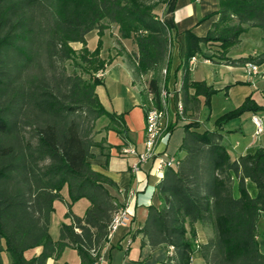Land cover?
Masks as SVG:
<instances>
[{"label":"trees","instance_id":"1","mask_svg":"<svg viewBox=\"0 0 264 264\" xmlns=\"http://www.w3.org/2000/svg\"><path fill=\"white\" fill-rule=\"evenodd\" d=\"M170 0H0V264H46L66 247L77 251L81 264H99L109 240L108 226L117 209L106 185L113 182L92 169L88 159L96 120L109 119L105 129L123 138V113L107 111L96 87L98 71L110 60L101 58L102 36L114 24L121 39H132L136 51L128 54L135 81H145L146 93L160 106L162 86L170 78L173 35L157 8ZM218 19L205 36L183 32L185 51L180 65L182 115L186 119L180 145L183 157L167 168L157 184L160 204L149 205L139 230L142 245L167 251L164 264H191L194 253L205 264H264L258 248V229L264 213V148L232 157L222 142V126L245 112L264 110L250 96L215 121L209 130L194 119L200 106L210 110L218 92L205 81L192 80L189 60L202 55L211 43L213 54L227 57L249 28L261 29L264 41V0H218ZM200 20V21H201ZM97 31L96 47L89 50L86 35ZM77 42L81 48L71 44ZM212 56V55H211ZM69 62V63H67ZM244 65L264 64V49L236 60ZM66 64H70L68 69ZM165 70V72H163ZM144 97V99H145ZM208 118V116H207ZM170 125L169 128H171ZM257 188L255 197L245 179ZM238 181L239 196L232 187ZM69 201L59 236L49 234L54 201ZM90 205L82 217L72 213L79 198ZM209 227L211 235L198 242L195 224ZM40 252L26 258L32 248Z\"/></svg>","mask_w":264,"mask_h":264},{"label":"crops","instance_id":"2","mask_svg":"<svg viewBox=\"0 0 264 264\" xmlns=\"http://www.w3.org/2000/svg\"><path fill=\"white\" fill-rule=\"evenodd\" d=\"M217 9L218 0H170L160 10L161 20L170 27L173 35L170 78L166 88L164 87L172 94V113L169 117V127L170 125L172 127L169 128L168 135L160 139L156 145L157 155L163 158L169 156L181 158L184 155V152L180 151V145L184 136L186 119L183 115L173 111V104L182 103L180 97L181 71H176V68L180 65L185 51L183 32L190 30L197 36H205L211 25L218 19V15L213 14L209 18L201 19L214 13ZM111 31V27H109L102 36L103 44L100 56L110 62L102 72V84L96 87V92L107 111L123 113L122 122L126 133L123 138L115 130L105 129L109 119L106 116L98 118L94 134V140L98 144L90 148L92 157L88 159V162L92 169L113 182L114 185H106V187L115 198L117 205L127 207L129 221L110 235L102 250L99 264H164L167 251L163 248L151 249L146 244L142 245V234L139 232L147 218L149 205L158 206L160 204L157 184L163 173H155L156 158L152 157L144 162H138L136 154L125 152L126 147H133L136 153L144 151L145 118L142 102L145 97V81L150 78V74L139 82L134 80L128 60L124 54L116 51L117 45L112 41ZM92 32H95L98 40L97 31L93 30ZM243 34L246 39H252L249 30ZM106 38H108V42L105 41ZM85 39L87 48L93 50L96 45L94 48H89L87 36ZM243 40L240 37V42L237 45L240 46ZM120 41L122 42V39ZM73 44L71 45L75 49L81 48L80 43L74 42ZM262 49H264V41L260 38L258 46L253 44L246 51L228 52L227 57L234 61L233 63L216 58V54L214 56H193L196 60L192 66L189 64L191 79L205 81L218 90L211 97L209 112L202 102V106L193 117L200 122L201 126L209 130L215 129L214 121L223 113L240 106L247 97L251 96L258 104H264V70H262L264 64L258 65L259 75L251 83L247 78L245 66L236 62L248 55H257ZM132 51H136V46ZM105 53L107 57H105ZM112 71H114L115 77L107 81V76ZM253 116L259 117L262 121V131L259 133L255 132ZM222 130V142L232 157L252 154L258 148H264V110L256 113L245 112L240 117L225 123ZM245 186L249 195L255 197L257 194L256 185L247 178ZM232 194L235 198L239 196L237 179L234 180ZM61 195L62 200L54 201V211L50 217L49 234L53 240L58 239L60 224L71 222L70 218L65 216L69 201L67 186L62 188ZM89 205V200L82 197L71 205V211L82 217ZM195 228L197 240L200 243L205 242L211 235L209 227L203 226L199 222L195 224ZM258 229L262 233L258 237V248L261 253H264V213H261ZM39 252V247L32 248L25 252V256L29 259ZM196 254L205 264L199 253L196 252ZM3 259L6 264L9 263L5 254ZM46 264H81V261L75 249L66 247L59 258L49 257Z\"/></svg>","mask_w":264,"mask_h":264},{"label":"built area","instance_id":"3","mask_svg":"<svg viewBox=\"0 0 264 264\" xmlns=\"http://www.w3.org/2000/svg\"><path fill=\"white\" fill-rule=\"evenodd\" d=\"M196 58L192 57L190 59V66L195 62ZM246 68V74L248 80L253 83L254 78L259 75V66L252 62H247L244 64ZM165 72V70H163ZM96 77L102 76V71H98L95 74ZM172 94L171 91L166 90L163 86L160 93V106H157L154 102L151 93L147 92L146 97L142 102V107L144 109L145 118V139H144V151L141 153H136L133 147H126L125 152L133 153L138 156V162H144L149 158H156L157 163L155 166V173L162 174L167 168L174 167L178 164L177 157L169 156L168 158H163L158 156L156 153V145L160 139H163L170 132L169 129V117L172 113ZM174 105V110L179 115H182L183 106L182 103H176ZM252 121L256 126V133L262 131V121L259 117L253 116ZM136 169V166H135ZM117 205V204H116ZM129 221L127 207L117 205L116 211L113 213L108 226L109 237L113 234L121 225ZM199 241L196 240L197 245Z\"/></svg>","mask_w":264,"mask_h":264},{"label":"rangeland","instance_id":"4","mask_svg":"<svg viewBox=\"0 0 264 264\" xmlns=\"http://www.w3.org/2000/svg\"><path fill=\"white\" fill-rule=\"evenodd\" d=\"M163 6L164 5H161V6H159L157 8V12L158 13H160V10L163 8ZM110 27H111V30H112L111 31L112 41L115 42L116 45H117L116 51L119 52V53L124 54V57L128 60V54H132L133 53L132 49L135 46L133 40L132 39H122V42L121 41L118 42L117 37H119V36H118V31H117L116 25L112 24V25H110ZM249 33L252 36L251 40L246 39L245 38L246 36L244 34H242L240 36V37H242V39H244L242 44L240 46L239 45H235V46L231 47L229 49V52L236 53V52H239V51H242V50L246 51L249 48H251L253 44L255 46H258L259 39L261 38V29H259L257 27H252V28H249ZM86 36H87V41H88L89 48H94L95 45H96V40H97V36H96L95 32L91 31ZM105 41L108 42V38H106ZM72 45H74V44L72 43ZM218 45H219L218 43L209 44L208 47L206 49H204L203 54H205V55H213V54L217 53L220 50L218 48ZM105 57H107L106 53H105ZM67 63H69V62H67ZM66 66L68 67V69H71L70 64H66ZM262 70H264V69H262ZM114 77H115L114 71H112L110 74H108L107 81H110ZM6 257H7V255H6ZM198 257L199 256H197L196 253L193 254V256H192V264H203V261L201 260V258H198Z\"/></svg>","mask_w":264,"mask_h":264}]
</instances>
